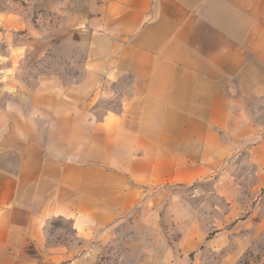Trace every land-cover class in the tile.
Listing matches in <instances>:
<instances>
[{
    "label": "crops",
    "instance_id": "1",
    "mask_svg": "<svg viewBox=\"0 0 264 264\" xmlns=\"http://www.w3.org/2000/svg\"><path fill=\"white\" fill-rule=\"evenodd\" d=\"M6 1L1 30L33 34L31 7ZM72 1L93 36V90L0 76V264H36L27 247L50 219L107 228L149 189L193 185L246 145L264 178V0H43L42 12ZM6 47L12 72L24 48Z\"/></svg>",
    "mask_w": 264,
    "mask_h": 264
},
{
    "label": "rangeland",
    "instance_id": "2",
    "mask_svg": "<svg viewBox=\"0 0 264 264\" xmlns=\"http://www.w3.org/2000/svg\"><path fill=\"white\" fill-rule=\"evenodd\" d=\"M20 2L26 14L31 7L33 34L26 31L13 37L0 26V76L15 74L21 86L31 90L43 89L47 79L53 89L75 91L79 81L91 92L94 79L82 65L93 57V36L85 28L88 21L75 16L82 5L57 4L58 12L48 15L42 12L43 0ZM61 10H70L73 17H60ZM13 42L24 50L11 72L13 68H5L9 65L6 44ZM51 45L53 49L47 51ZM108 98L104 107L114 103V97ZM249 147L243 146L210 177L193 185L149 189L139 206L107 228L85 230L64 218L50 219L43 228L42 246L27 247L31 260L36 264H264V178L247 158Z\"/></svg>",
    "mask_w": 264,
    "mask_h": 264
}]
</instances>
